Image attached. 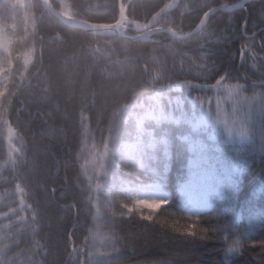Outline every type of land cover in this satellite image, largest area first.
<instances>
[{"label": "trees", "instance_id": "obj_1", "mask_svg": "<svg viewBox=\"0 0 264 264\" xmlns=\"http://www.w3.org/2000/svg\"><path fill=\"white\" fill-rule=\"evenodd\" d=\"M68 1L78 17L92 22H115L121 12L120 0ZM172 1L122 0V5L130 19L150 22ZM239 1L180 0L155 26L186 33L209 10ZM52 2L60 9L58 0ZM262 8L264 0H250L244 7L213 12L188 38L157 31L141 39L67 26L40 0H27L24 7L0 0V26H11L17 37L10 79L0 93V247L9 257L39 242L46 253L35 252L34 260L71 264L73 249L81 248L86 238L93 239L99 230L109 241L114 230L123 241L117 247L124 253V264L258 260V242L264 240V116L253 120L249 143L233 155L229 165L235 168L217 166L211 176L200 179L201 206L185 202L182 188L208 157L189 140L190 129L183 124H167V141L145 145L135 154L112 144L105 168L108 179L96 193L79 153L85 116L90 137L104 145L121 109L159 89L179 83H190L192 90L210 88L229 71L232 76L223 82L243 84L248 95L261 90L253 80L264 73L251 68L250 53L248 65L240 66L244 38L236 36L245 19L249 34L255 30L252 25L259 23ZM31 48L35 59L27 67L23 57ZM204 54H212L211 61L201 60ZM197 62H215L221 68L204 78L189 72ZM245 71L252 80L243 78ZM15 141L21 144L19 152ZM152 187L161 189L168 203L155 211L144 209V215H153L152 221H141L139 211L130 218L124 204L131 205ZM186 231L197 235L185 236ZM205 235L208 238L202 239ZM230 245L236 250L227 251ZM24 260L21 256L17 264Z\"/></svg>", "mask_w": 264, "mask_h": 264}, {"label": "rangeland", "instance_id": "obj_2", "mask_svg": "<svg viewBox=\"0 0 264 264\" xmlns=\"http://www.w3.org/2000/svg\"><path fill=\"white\" fill-rule=\"evenodd\" d=\"M6 1L20 7H24L27 2V0ZM58 1L62 12L68 11L71 16L78 17L68 0ZM124 8L126 9V6ZM128 24H131V21ZM133 25L142 29L146 22L135 21ZM128 30L123 29L122 32L128 35ZM158 30L159 27L154 25L144 29L142 35L135 32L129 36L148 39ZM16 40L17 37L11 26H0V93L5 90L10 79L12 48ZM23 59L25 65L30 66L35 59V49L26 51ZM236 85L240 86L236 89L239 95L235 92L230 95L229 89H234ZM203 88L198 87L192 90L190 83H179L159 89L142 101L124 106L113 123L112 134L104 145H100L90 137L89 122L85 116L83 122L85 137L79 159L92 191L96 193L104 180L108 179L105 168L112 144L123 151L130 152L134 150L135 145L140 150L143 146L152 145L159 140L167 141V124H183L190 129L189 140L195 142L197 148L202 149L208 157L197 166L193 176L184 183L182 188L185 202L201 206L204 197L200 192V179L211 176L210 170L214 167L231 164L233 155H238L249 143L253 131V120L259 119L260 115L261 118L264 116V89L261 87L257 88L261 90L252 95L247 94L241 83L221 82L219 88L214 86ZM244 97L249 98L247 106H245ZM106 145L108 146L107 155L104 154ZM13 147L19 152L21 144L15 141ZM128 152L125 153L128 154ZM229 166L235 168L233 164ZM143 194L144 196L139 199L164 198V193L158 187L143 191ZM94 233L93 239L98 245L108 242V238L104 237L99 230Z\"/></svg>", "mask_w": 264, "mask_h": 264}, {"label": "snow or ice", "instance_id": "obj_3", "mask_svg": "<svg viewBox=\"0 0 264 264\" xmlns=\"http://www.w3.org/2000/svg\"><path fill=\"white\" fill-rule=\"evenodd\" d=\"M238 7H244V4L241 3L238 5ZM259 23L253 22L252 28L255 29L254 31L249 34V28H248V20H244V27L239 32V34L236 36V38L243 37V42L240 44L239 49V57L241 64L240 66L248 65V55L251 54V59L253 60V65L251 68L257 69L260 73H264V56L261 54H264V8L260 10V15L258 17ZM260 34L259 40L257 39V35ZM258 50V51H257ZM211 55L212 54H204L203 58L201 60L204 61H211ZM221 66L216 64L215 62L211 63H195L191 66L189 69L190 73H194L196 75H202L204 78H207L209 75L212 74V72L220 70ZM232 76V73L229 71H225L224 75H221L218 80H216L214 87L219 88L221 85V82L224 80L230 78ZM244 79L246 80H252V76L249 75V71L244 72ZM254 82L260 84L262 87L261 89H264V75L256 76L253 80ZM202 85V84H199ZM240 86L236 85L234 89H229V94L232 95L234 92L236 95H239L238 92H236V89H238ZM254 99V98H253ZM244 103L245 106H247V103H249V98L244 97ZM241 135H243V132H241ZM138 148L135 145L134 146V154L137 152ZM104 154H108V146L106 145L104 147ZM133 196L135 194L133 193ZM161 202H164L163 205H166L168 201L163 199H139V198H133L131 205L124 204V208L128 210V216L130 218L131 214L135 211L140 212V220L141 221H152L153 215H144V209L147 208L149 210L155 211L158 206H162ZM122 216H124V213H121ZM35 219V217H34ZM105 220V219H104ZM106 223H122L121 221H115L113 219L111 220H105ZM33 229L36 227L35 224L31 226ZM207 232L208 230H204ZM95 235V233H93ZM185 236H191L196 237L197 233L194 231H186L184 233ZM202 239H207L208 237L205 235L201 237ZM123 243L121 238L118 237L116 232L113 230L111 237L108 242H105L102 245H98L97 242L94 239H87L85 240V243L81 246V248H75L73 249V253L76 255L71 261V264H124V253L121 250L120 247H117L118 244ZM237 243L242 248L244 246V242L237 241ZM125 247H127L126 244H124ZM258 246L261 249L259 253V259L254 260L253 264H264V240H261L258 242ZM101 248L104 249H110V251L106 250H99ZM45 251L46 249H43V246L37 242L35 248L31 249H24L17 255H14L12 257H9L8 250L5 247H0V264H17V262L20 260V257H25V260L22 262V264H42V261H36L33 259V255L35 252L39 251ZM231 245L228 247L227 251L232 252L235 251ZM72 255V253H70Z\"/></svg>", "mask_w": 264, "mask_h": 264}, {"label": "water", "instance_id": "obj_4", "mask_svg": "<svg viewBox=\"0 0 264 264\" xmlns=\"http://www.w3.org/2000/svg\"><path fill=\"white\" fill-rule=\"evenodd\" d=\"M40 1L43 4L45 10L49 11L51 14H53L57 19L62 21L67 26L77 28L80 30H84V31L89 32V33H95V34H101V35H117V34H120V35H123V36L128 37V38H135V37H132V36H129V35L123 33L120 30V28H122L124 30L132 29V30L138 32L140 35H142L144 29H148V28H151L152 26H154L157 18L160 17L162 14L168 12L173 7H175L179 3L180 0H173L168 5L162 7L158 12H156L154 14L151 21L146 23V25L142 29L136 28L133 25V22H135V21L131 20L127 17L126 10L123 9V7H122V0H120V7H121L120 16H119L117 21L112 22V23L92 22V21H88V20H85L82 18L71 16V15H65L61 10H59L57 7L54 6V4L52 3V0H40ZM249 1L250 0H241L240 2L235 3L233 5H230V6H227V7L218 6V7H215L213 9L209 10L205 14L203 20L198 24V26L195 27L193 30L187 32V33L179 34V33H176L174 31H171V29H169L167 27L159 28V31L171 32V34L175 38H188V37L196 34L205 25V23L207 22V19L209 18V16L213 12L220 10V9H222V10H234V9L240 8V7H238V5H240L241 3H243L245 6V4ZM124 17H127L131 21V24L125 23Z\"/></svg>", "mask_w": 264, "mask_h": 264}, {"label": "bare ground", "instance_id": "obj_5", "mask_svg": "<svg viewBox=\"0 0 264 264\" xmlns=\"http://www.w3.org/2000/svg\"><path fill=\"white\" fill-rule=\"evenodd\" d=\"M63 13H64L65 15H70V13H69L68 11H63ZM124 22H125V23H129L130 20H129L127 17H124ZM120 30L122 31L123 29L120 28Z\"/></svg>", "mask_w": 264, "mask_h": 264}, {"label": "clouds", "instance_id": "obj_6", "mask_svg": "<svg viewBox=\"0 0 264 264\" xmlns=\"http://www.w3.org/2000/svg\"><path fill=\"white\" fill-rule=\"evenodd\" d=\"M161 204L163 205V204H164V202H161Z\"/></svg>", "mask_w": 264, "mask_h": 264}]
</instances>
